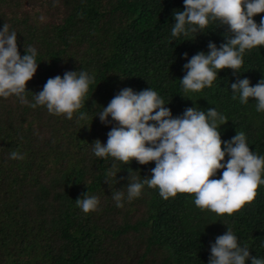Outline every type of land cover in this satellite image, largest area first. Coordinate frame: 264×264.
Returning <instances> with one entry per match:
<instances>
[{
    "label": "trees",
    "instance_id": "obj_1",
    "mask_svg": "<svg viewBox=\"0 0 264 264\" xmlns=\"http://www.w3.org/2000/svg\"><path fill=\"white\" fill-rule=\"evenodd\" d=\"M182 9L183 0H0V26L17 32L20 54L37 49L29 100L66 70L95 75L80 109L87 120L0 97V264H207L210 242L226 226L252 256L264 257V185L231 216L201 210L194 194L165 200L146 184L139 197L117 207L111 192L126 193L129 168L142 180L155 164L121 163L117 178L109 177L111 158L92 152L90 144L106 142L112 127L94 117L100 106L123 87H151L174 116L192 106L222 111L221 139L243 131L250 150L264 155V112H256L253 98L233 99L230 89L237 79L254 85L264 77V46L245 52L240 72L221 70L211 86L185 94L182 53L207 52L209 41L219 46L227 30L214 22L205 33L170 38L172 13ZM261 15L254 16L257 23ZM11 150L24 158H10ZM86 191L99 198L87 214L75 202Z\"/></svg>",
    "mask_w": 264,
    "mask_h": 264
},
{
    "label": "clouds",
    "instance_id": "obj_2",
    "mask_svg": "<svg viewBox=\"0 0 264 264\" xmlns=\"http://www.w3.org/2000/svg\"><path fill=\"white\" fill-rule=\"evenodd\" d=\"M261 13L264 0H183V9L172 13L175 22L171 24L170 38L205 33L214 22L227 30L219 46L209 41L207 52L197 51L190 57L182 53L186 63L179 82L185 94L211 86L221 70L240 72L245 52L264 46V15L259 23L254 20ZM36 58L37 49L32 46L21 55L17 32L5 23L0 26V97L15 96L32 108L44 106L51 114L72 119L75 113L78 121L87 120L89 113L80 109L95 75L83 68L66 70L62 76L49 77L29 100L26 84L37 71ZM230 89L233 99L248 104L253 98L256 112H264V77L254 85L247 77L237 79ZM167 104L151 87L139 91L123 87L95 113L101 123L112 124L106 142L96 139L90 144L96 157L111 158L107 176L117 178V166L133 160L141 165L155 164L151 175L142 180L129 168L126 193L119 189L111 192L116 206L123 207L125 198L131 201L139 197L145 184L157 187L165 200L178 192L194 194L198 208L218 216H231L252 202L258 186L264 185V155L250 150L246 134L236 131L230 139L222 140L221 126L227 116L215 107H186L182 114L174 116ZM9 156L24 158L16 150H11ZM75 202L86 214L99 206V198L88 191ZM209 251L207 264H264V257L252 256L250 248L240 243L228 226L210 242Z\"/></svg>",
    "mask_w": 264,
    "mask_h": 264
}]
</instances>
